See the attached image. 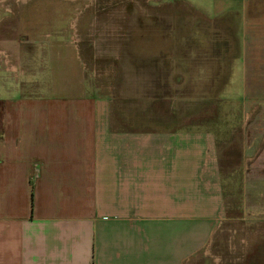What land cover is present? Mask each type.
I'll return each mask as SVG.
<instances>
[{
	"label": "crops",
	"instance_id": "0c3cea01",
	"mask_svg": "<svg viewBox=\"0 0 264 264\" xmlns=\"http://www.w3.org/2000/svg\"><path fill=\"white\" fill-rule=\"evenodd\" d=\"M13 1L0 0V15ZM186 1L211 21L212 38L234 37L221 46L236 50V164L245 183L264 184V0ZM61 36L13 84L0 66V264H205L228 198V139L217 147L207 130L112 129ZM10 39L0 37V52ZM21 51L28 61L36 52Z\"/></svg>",
	"mask_w": 264,
	"mask_h": 264
},
{
	"label": "rangeland",
	"instance_id": "374dc122",
	"mask_svg": "<svg viewBox=\"0 0 264 264\" xmlns=\"http://www.w3.org/2000/svg\"><path fill=\"white\" fill-rule=\"evenodd\" d=\"M26 1L1 3L0 37H11L5 50L17 67L0 72L4 78L13 84L12 75L39 66L40 50H52L61 33V44L77 52L87 93L106 104L112 129L207 130L215 133L217 147L228 139L222 159L228 198L204 261L264 264V222L257 217L264 213V184L245 183L240 174L246 168L236 164V50L221 46L234 44V37L212 38L211 21L186 0ZM8 22L14 25L9 33ZM27 49L36 51L31 61L21 51ZM55 77L49 72L48 82Z\"/></svg>",
	"mask_w": 264,
	"mask_h": 264
},
{
	"label": "built area",
	"instance_id": "2783aa9c",
	"mask_svg": "<svg viewBox=\"0 0 264 264\" xmlns=\"http://www.w3.org/2000/svg\"><path fill=\"white\" fill-rule=\"evenodd\" d=\"M2 61L4 68L7 71H11L13 73V71L15 69H17L16 65L13 63V61H11L9 53L6 51H1L0 52V62Z\"/></svg>",
	"mask_w": 264,
	"mask_h": 264
},
{
	"label": "trees",
	"instance_id": "16d2710c",
	"mask_svg": "<svg viewBox=\"0 0 264 264\" xmlns=\"http://www.w3.org/2000/svg\"><path fill=\"white\" fill-rule=\"evenodd\" d=\"M1 111H2V106H1V104H0V113H1Z\"/></svg>",
	"mask_w": 264,
	"mask_h": 264
},
{
	"label": "bare ground",
	"instance_id": "6f19581e",
	"mask_svg": "<svg viewBox=\"0 0 264 264\" xmlns=\"http://www.w3.org/2000/svg\"><path fill=\"white\" fill-rule=\"evenodd\" d=\"M125 11H126V10H125ZM125 14H126V13H125ZM127 23H128V22H127ZM127 23H126V24H127ZM130 23H131V22H130ZM140 27H141V26H140ZM156 44H157V43H156Z\"/></svg>",
	"mask_w": 264,
	"mask_h": 264
}]
</instances>
